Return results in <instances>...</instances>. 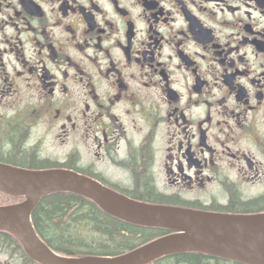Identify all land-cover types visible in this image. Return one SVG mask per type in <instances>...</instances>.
<instances>
[{"label":"flooded vegetation","instance_id":"1","mask_svg":"<svg viewBox=\"0 0 264 264\" xmlns=\"http://www.w3.org/2000/svg\"><path fill=\"white\" fill-rule=\"evenodd\" d=\"M0 162L71 170L150 204L263 212L264 0H0ZM81 202L30 211L57 256L113 257L177 233L146 241L116 219L83 231ZM193 260L245 264L200 250L144 264ZM0 264L40 263L0 230Z\"/></svg>","mask_w":264,"mask_h":264},{"label":"water","instance_id":"2","mask_svg":"<svg viewBox=\"0 0 264 264\" xmlns=\"http://www.w3.org/2000/svg\"><path fill=\"white\" fill-rule=\"evenodd\" d=\"M0 191L24 196L21 204L0 206V229L13 234L28 255L41 264H142L181 250L217 251L250 264H264V212L222 215L147 204L115 193L94 180L64 169L33 170L0 163ZM72 192L93 200L106 213L127 222L179 231L113 258H61L35 235L29 214L43 197Z\"/></svg>","mask_w":264,"mask_h":264},{"label":"trees","instance_id":"3","mask_svg":"<svg viewBox=\"0 0 264 264\" xmlns=\"http://www.w3.org/2000/svg\"><path fill=\"white\" fill-rule=\"evenodd\" d=\"M49 199H71V198H78L81 202V222H82V230L83 231H92V230H113L117 226V221L114 220L111 216L107 215L106 213L102 212L100 208H98L95 204L88 201L84 197L77 196L74 194L63 193V194H53L52 196L48 197ZM56 208V205L54 206ZM65 206H59V209H63ZM59 209H55L54 214L59 213ZM52 208H49L47 212L40 213L41 217L44 218V221L47 219L49 220L50 214H53ZM145 230V240H150L153 237L160 235L159 229H152V228H143ZM83 246L91 248L95 247L90 239H82ZM89 240V242L87 241ZM87 249V248H86ZM191 264H196V262L190 261Z\"/></svg>","mask_w":264,"mask_h":264},{"label":"rangeland","instance_id":"4","mask_svg":"<svg viewBox=\"0 0 264 264\" xmlns=\"http://www.w3.org/2000/svg\"><path fill=\"white\" fill-rule=\"evenodd\" d=\"M8 196H5V195H0V200H4V199H7Z\"/></svg>","mask_w":264,"mask_h":264}]
</instances>
